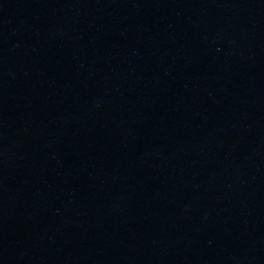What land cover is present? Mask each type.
<instances>
[{"label":"water","instance_id":"95a60500","mask_svg":"<svg viewBox=\"0 0 264 264\" xmlns=\"http://www.w3.org/2000/svg\"><path fill=\"white\" fill-rule=\"evenodd\" d=\"M0 264H264V15L0 0Z\"/></svg>","mask_w":264,"mask_h":264}]
</instances>
